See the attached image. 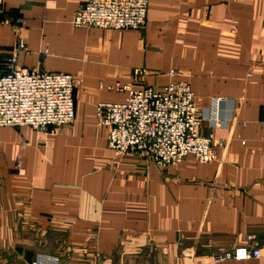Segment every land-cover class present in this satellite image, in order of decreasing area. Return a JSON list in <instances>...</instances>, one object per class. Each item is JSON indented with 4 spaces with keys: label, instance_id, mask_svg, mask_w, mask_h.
Here are the masks:
<instances>
[{
    "label": "crops",
    "instance_id": "crops-1",
    "mask_svg": "<svg viewBox=\"0 0 264 264\" xmlns=\"http://www.w3.org/2000/svg\"><path fill=\"white\" fill-rule=\"evenodd\" d=\"M86 1L0 0V71L23 39L18 66L77 80L72 123L0 127V264H263L213 255L264 245V0H148L141 30L75 27ZM183 79L216 159L116 155L96 103Z\"/></svg>",
    "mask_w": 264,
    "mask_h": 264
},
{
    "label": "built area",
    "instance_id": "built-area-1",
    "mask_svg": "<svg viewBox=\"0 0 264 264\" xmlns=\"http://www.w3.org/2000/svg\"><path fill=\"white\" fill-rule=\"evenodd\" d=\"M148 0H87L74 13L75 27L141 30L147 23ZM26 50L19 39L12 47L7 70L0 71V127L28 126L54 133L74 120L73 90L76 77L69 72H40L18 66L17 53ZM140 73V70L136 71ZM172 75V73H170ZM122 102H97V125L108 129L107 144L116 154L142 153L157 166L181 162L192 154L200 163L217 157L223 140L212 133L201 134V117L195 96L186 80L168 82L161 88L129 85ZM222 98H213L207 119L221 120ZM247 245L213 255L215 260L255 258L264 264V245L246 235ZM47 257V264H55Z\"/></svg>",
    "mask_w": 264,
    "mask_h": 264
},
{
    "label": "rangeland",
    "instance_id": "rangeland-1",
    "mask_svg": "<svg viewBox=\"0 0 264 264\" xmlns=\"http://www.w3.org/2000/svg\"><path fill=\"white\" fill-rule=\"evenodd\" d=\"M47 257H49V255H47V254H38L36 256V259L34 261H32L30 264H47ZM53 257H56V256L54 255ZM52 264H54V263H52Z\"/></svg>",
    "mask_w": 264,
    "mask_h": 264
}]
</instances>
